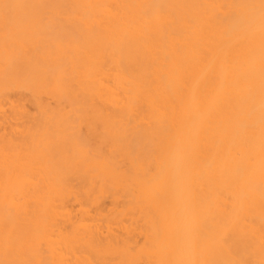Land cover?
I'll return each instance as SVG.
<instances>
[{
  "label": "bare ground",
  "instance_id": "6f19581e",
  "mask_svg": "<svg viewBox=\"0 0 264 264\" xmlns=\"http://www.w3.org/2000/svg\"><path fill=\"white\" fill-rule=\"evenodd\" d=\"M0 264H264V0H0Z\"/></svg>",
  "mask_w": 264,
  "mask_h": 264
}]
</instances>
